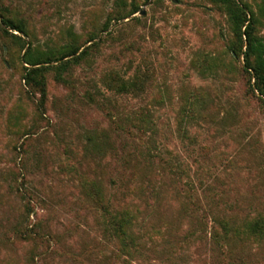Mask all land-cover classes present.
<instances>
[{"label": "rangeland", "instance_id": "obj_1", "mask_svg": "<svg viewBox=\"0 0 264 264\" xmlns=\"http://www.w3.org/2000/svg\"><path fill=\"white\" fill-rule=\"evenodd\" d=\"M236 47L219 0H0V264H264V97Z\"/></svg>", "mask_w": 264, "mask_h": 264}, {"label": "trees", "instance_id": "obj_2", "mask_svg": "<svg viewBox=\"0 0 264 264\" xmlns=\"http://www.w3.org/2000/svg\"><path fill=\"white\" fill-rule=\"evenodd\" d=\"M224 2L227 5V13L229 15V19L232 25L234 37L236 40L237 47L232 50L234 54L237 56L241 55L243 59V69L248 74L250 73L251 78L253 79V87L250 86L252 92L253 90L257 91L258 94L264 97V41L261 37L256 35L255 27H254V15L250 11H248L247 6L243 4L240 0H219ZM261 4L262 11L264 13V0H258ZM139 12L137 9H133L131 14ZM1 23L5 27H9L12 31L18 32L19 34L25 36L24 29L21 25L14 24L9 19L1 17ZM21 40L20 37H17ZM79 50L78 47L74 48L67 55L61 56L59 59H55V62L61 61L63 58L75 54ZM30 47L28 46L27 50L24 54V62L31 65L32 68H24L26 71L24 75V79L26 84L30 87L31 82L34 83L35 87L41 86L39 81H35L32 75L39 71L38 66L42 63H49L50 59L44 60H31L30 59ZM83 51L81 54H84ZM67 64V62L61 63L59 67H63ZM139 83L136 81H125L122 82L119 87V92H134L135 90H139ZM41 92V87H40ZM118 226L121 227L118 223ZM261 226L255 223L251 230L256 232V230H260Z\"/></svg>", "mask_w": 264, "mask_h": 264}, {"label": "water", "instance_id": "obj_3", "mask_svg": "<svg viewBox=\"0 0 264 264\" xmlns=\"http://www.w3.org/2000/svg\"><path fill=\"white\" fill-rule=\"evenodd\" d=\"M143 14H144L143 11H140V12H139V15H140V16H143Z\"/></svg>", "mask_w": 264, "mask_h": 264}]
</instances>
